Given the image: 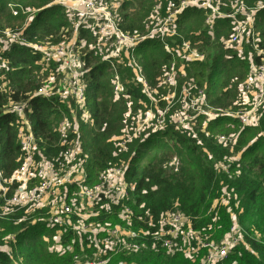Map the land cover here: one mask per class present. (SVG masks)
Wrapping results in <instances>:
<instances>
[{
	"label": "trees",
	"instance_id": "obj_1",
	"mask_svg": "<svg viewBox=\"0 0 264 264\" xmlns=\"http://www.w3.org/2000/svg\"><path fill=\"white\" fill-rule=\"evenodd\" d=\"M53 1L0 0V29L14 28L23 22V17H15L8 10L7 4L12 2L24 8L40 9L26 31L30 41H60L69 34V24L62 5L52 4ZM170 1L176 0H122L118 9L120 27L129 33H144L150 26V16L154 11L159 10L162 14ZM244 1L252 4L256 0ZM224 9L229 10V7ZM202 15L200 10H185L179 21V31L185 38L207 53L203 61L189 65L187 77L179 85H187L188 78H193L192 83L199 87L206 84V99L211 106L223 108L228 105L236 109L248 74L247 63L233 54H229L230 58L224 57L227 52L219 45L218 38L225 33L222 29L227 28L228 23L219 21L218 24L224 27L216 31L211 39L206 34L207 26L203 23ZM258 19L260 31L264 34V10L259 12ZM137 53L148 82L156 85V80L171 61L170 56L158 40H147L138 45ZM40 58V53H31L28 48L0 42V169L6 176L23 161V154L17 144L15 116L3 113L10 102L25 103L31 108L28 118L36 137L32 154L34 162H40L45 157L53 165H58L73 135L71 130L64 135L57 131L61 120L73 123L67 107L57 98H46L35 93L48 74L40 70L37 63ZM84 64L90 67L85 81L86 101L92 122H80L75 138L80 143L82 153H87L85 168L89 183L99 182L101 172L114 165L122 167L123 182L132 186V190L127 187L128 196H124L116 206L110 205L103 209L95 206L91 213L96 214L97 209L101 216L96 214L89 221L104 226L120 224L126 230H135L140 238L137 240L139 250L119 252L109 262L197 264L205 251L186 256L182 246L178 245V250L167 253L159 244L154 245L155 240L146 234L158 231L161 215L177 211L187 218L185 223L190 220L193 230L204 229L206 234L214 236L215 240H208L215 243L226 239L233 222L239 225L241 237L238 244L231 249L226 260L216 264H264V107L259 109L258 125L241 130L236 151L243 150L235 161L223 158L229 148L219 144L216 135H205V132L210 133L215 127L218 128L215 133L229 134L238 121L224 116L209 120L204 132L199 129L190 133L180 132L167 126L162 131L150 133L143 140H133L126 145V150H122L115 145L112 137L119 135L123 128L126 100L119 98L113 101L112 75L104 62L89 54ZM128 91L132 92V110L136 112L138 107L141 108L137 101L143 97L138 90ZM159 105L163 107L164 103L159 100ZM79 115L80 111L76 108L73 114L76 121L80 120ZM251 137V142L247 143ZM62 188L52 204L72 198L73 191L65 192V187ZM131 195L135 200H131ZM223 195L227 196L229 207L236 208L238 217L230 215L227 207L217 210ZM213 201L216 205L212 208ZM122 205L129 207L133 213L124 222L117 216L118 211L123 209ZM134 209L140 211L142 223L135 216ZM41 211L45 212L46 209L28 210V213L19 209L11 215L0 217V247L12 243L14 248L8 254L0 249V264H22L18 259H23L25 264L73 263L67 251L61 253L48 249L50 244L45 239L48 238V232L44 223L31 224V219L42 214ZM22 216L24 220H20ZM80 220V216L71 215L72 222ZM8 235L13 236L14 240L7 239L5 243ZM105 236V233L98 235V242H103ZM73 239L76 253L88 258L94 257L96 251L98 253L95 244L91 243L87 247V240L79 242L76 235L70 237V240ZM68 241L69 238H64L61 244L65 246ZM101 255L100 252L97 256Z\"/></svg>",
	"mask_w": 264,
	"mask_h": 264
},
{
	"label": "built area",
	"instance_id": "obj_2",
	"mask_svg": "<svg viewBox=\"0 0 264 264\" xmlns=\"http://www.w3.org/2000/svg\"><path fill=\"white\" fill-rule=\"evenodd\" d=\"M121 1L54 0L52 4L62 5L64 16L69 24V34L56 43L30 41L27 38L26 31L40 9L24 8L17 3L9 2L7 8L13 16L23 17L22 24L14 28L0 29V42L3 44L15 43L28 48L31 53L41 54L37 63L40 65V70L48 74L35 93L46 98H57L67 107L73 121L69 123L63 119L57 127L61 135L70 130L73 134L61 154V161L66 164V167L34 162L32 154L36 147V137L28 118L31 108L25 103L10 102L8 104L3 113L15 116L18 131L17 144L23 154V161L8 176L0 169V217L11 215L19 209H24L26 212L33 209H46L45 212L41 211L43 216L39 219L44 221L46 229L52 234L51 238L54 240L52 246L58 251L54 250L61 253L67 251L72 256V264H108L110 259L119 252L140 249L137 241L140 238L135 230H126L120 224L112 226L106 224L103 227L89 221L96 214L87 211V208L100 206L103 209L104 203L109 205L107 200L116 206L128 194L125 191L123 195L114 198V194L110 193L117 186V183H111L113 179L118 178L120 183L123 182L122 167L113 165L106 168L100 174L101 180L95 181L96 183H89L88 174L84 170L87 155L82 153L80 143L75 138L79 124L73 116L71 102L80 111V120L91 123L86 101L85 76L90 69L84 64L87 55L97 56L108 66L112 75L110 83L113 101L124 98L126 100L125 116L134 121L130 126L124 125L121 133L112 137L115 145L122 150H125L126 145L133 140H143L150 133L162 131L167 126H172L174 130L180 132H187L184 122L188 102L201 107L202 111L199 110L197 114L202 113L199 115L207 116L208 120L220 116L230 117L237 120L243 127L257 125L260 117L259 109L264 107V34L256 24L259 12L264 10V0H256L252 5L244 0L170 1L162 14L159 10L154 11L150 16V26L144 33H129L120 27L118 9ZM226 7H229V10H225ZM189 9L203 12V23L207 26L206 34L211 39L216 31L224 27L218 22L226 21L228 27L222 29L225 33L218 38L219 45L227 52L224 57L230 58L229 54H233L247 63L248 74L243 90L240 91L241 99L237 102L240 104L236 109L224 110L221 107L211 106L206 99V84L199 87L192 83L193 78H188L187 85H179V81L187 77L186 69L189 65L203 61L207 56L206 51L185 38L179 31L181 16L185 10ZM147 40L160 41L164 51L171 58L156 80L155 88H151L137 53L138 45ZM164 86L167 87L169 94L164 98L158 97L164 103V106L158 110L156 103L151 101L150 91L156 92V89ZM127 88L131 91L138 90L144 98H139L137 101L141 108L138 107L136 110L138 112L136 120L132 114V92H129ZM191 96L195 98L194 103ZM171 111L173 113H170ZM191 118H195V115ZM234 138V135L217 136L218 143L229 149L235 142ZM230 139L231 141L228 142ZM62 187H65V192L73 191L72 198L62 199L57 204H52V200L60 195ZM127 187L132 190L131 185L126 184V189ZM122 207L117 216L123 222L128 221L133 213L129 207L125 205ZM73 214L80 216L81 220L77 223L72 222ZM161 216L158 231L146 234L155 240L154 245L159 244L167 250V253H173L178 250L176 235L181 234V232L178 233L179 226L185 223L187 218L177 211ZM101 233H105L106 236L103 242L99 243L97 236ZM73 235L79 238V242L87 240V247L91 243L95 244L97 247L95 250H98V253L96 251L92 258L76 253L73 245L75 240H70ZM240 237V227L233 222L226 239L220 243L206 239L197 241L195 246L185 249L195 255L205 251L197 264H216L228 258ZM64 238H69L65 246L61 244ZM45 239L48 241L49 237ZM100 252L102 255L97 256Z\"/></svg>",
	"mask_w": 264,
	"mask_h": 264
},
{
	"label": "rangeland",
	"instance_id": "obj_3",
	"mask_svg": "<svg viewBox=\"0 0 264 264\" xmlns=\"http://www.w3.org/2000/svg\"><path fill=\"white\" fill-rule=\"evenodd\" d=\"M253 4V3H252ZM252 4H249V5H252ZM259 19H258V16H257V28L258 29H260L261 27L258 25L259 24ZM145 74V73H144ZM146 76V75H145ZM179 83H180V81H179ZM152 87L151 88H155V85H151ZM178 91V90H177ZM206 92V91H205ZM155 94H157V95H155ZM169 94V92H168V89H167V87H162V88H160V89H156V92H154V91H150V95H151V101H153V103H156L155 104V106H156V108L158 109V110H160L162 107L159 105V99H158V97L159 98H164V97H166L167 95ZM207 96V95H206ZM207 98V97H206ZM191 99H192V101H193V103L195 102L194 100H195V98H192V96H191ZM69 101H71L70 99H69ZM71 108L73 109V110H76V107H75V105H74V103L73 102H71ZM188 109H187V111H185V117H186V119H185V122H184V126H187V132L188 133H190V132H192V131H197V129H199L201 132H204L205 130H206V128H207V124H208V119L206 118L207 116H205V115H199V114H202V113H198L197 114V112L199 111V110H201L202 111V108L201 107H198V106H195L194 104H192L191 102H188V107H187ZM176 109V108H175ZM174 109V110H175ZM205 109L206 110H208V108L207 107H205ZM223 109L224 110H226V109H232V107L231 106H229L228 107V105H227V107L225 106V107H223ZM177 110V109H176ZM233 110V109H232ZM170 113H173V111H171ZM132 114H134V119L136 120L137 118H138V112H136V113H133L132 112ZM198 116H197V115ZM193 115H195V118H191ZM198 118H200V119H198ZM122 127H124V125H127V126H130L132 123H134V121L132 120V119H130V118H127L126 116H125V113H124V116L122 117ZM233 119V118H232ZM124 120H125V122H124ZM80 122H83V121H81V120H79L78 121V124L80 125ZM258 122H259V119H258V121H257V125H258ZM84 123V122H83ZM257 125H254V126H257ZM254 126H249V127H254ZM234 128H232L231 130H230V132H228L229 134H226V133H222V132H219V134L218 133H215L216 132V130L218 129V128H213V131L212 132H205V135L207 136V135H216V136H218V135H234L235 136V138H234V140H235V142L233 143V144H231V149H227L228 151H226V153H225V156L223 157L226 161H235V160H237L238 158H239V156H240V154H241V152H242V150H240V151H236V149H237V141H238V139H239V134H240V132H241V130H243L244 129V127L243 126H241V124H238V123H236V125H234L233 126ZM246 128V127H245ZM68 132V131H67ZM218 134V135H217ZM257 134V133H256ZM188 135V134H187ZM261 135H263V134H261ZM264 136V135H263ZM200 139V138H199ZM142 140V139H141ZM251 140H252V137L247 141V143L248 142H251ZM201 141V140H200ZM231 141V139L230 140H228V142H230ZM126 150V149H125ZM87 154V153H86ZM139 154H141V153H139ZM38 156V155H37ZM222 158V159H223ZM221 159V160H222ZM58 165H60V167L61 168H65L66 167V164H64L61 160H59L58 161ZM86 165H84V170H85V172L88 174V172H87V170H86ZM68 171V170H67ZM227 196H221L220 198H221V200H220V202L221 203H219V206H218V208H217V210H219V208H223V207H227V211L230 213V215L231 214H233L234 215V217H238V213H237V210H236V208L235 207H229V201H228V199L226 198ZM131 200H135V197L133 196V195H131ZM215 205H216V202H212V205H211V207L213 206V207H215ZM98 208L99 209H101L100 208V206H98ZM92 209H95V207H93V208H87V211H91ZM134 212H136L135 213V216L136 217H139V221L142 223V218L139 216L140 215V211L138 210V209H134ZM117 213V212H116ZM96 214H98V216H101V214H99V212H98V210L96 209ZM206 214H208V213H206ZM209 215V214H208ZM237 215V216H236ZM207 216V215H206ZM145 223H146V221H145ZM103 227H105L104 226V224H101ZM147 225V224H146ZM152 229H154V228H152ZM179 231H178V233H180L181 232V234H177L176 236H177V238H176V241H177V244L179 245V247L180 246H182L181 248H183V253L186 255V256H189V255H191V253L189 252V251H187V250H185V248L186 247H193V246H195L196 245V242L197 241H203V240H206V239H213V240H215L212 236H211V234H206L205 232H207L206 230H204V229H198V230H193L192 229V225H191V222H190V220H188V223H183L182 225H180L179 226V229H178ZM213 235V234H212ZM178 241H179V243H178ZM12 244V243H11ZM8 246H9V244H5V246H3V247H0V249H6V248H8ZM14 248L13 247H11V251L10 252H12V250H13ZM56 251H58L56 248H54ZM201 255H203V254H201ZM201 255H200V257H201ZM114 258V257H113ZM18 261L20 262V263H22V264H25V261L23 260V259H18ZM17 261V262H18ZM109 264H114L113 262H109Z\"/></svg>",
	"mask_w": 264,
	"mask_h": 264
},
{
	"label": "crops",
	"instance_id": "obj_4",
	"mask_svg": "<svg viewBox=\"0 0 264 264\" xmlns=\"http://www.w3.org/2000/svg\"><path fill=\"white\" fill-rule=\"evenodd\" d=\"M51 160H47L45 157L42 159V160H40V162L41 163H44V164H52L51 162H50ZM111 183H117V186H116V188L113 190V191H111L110 193H112V194H114V198H117V197H119V196H121V195H123L124 193H125V191H126V184L124 183V182H122V183H120V179H118V178H115V179H113L112 181H111ZM119 184V185H118ZM109 205H112V203H109ZM108 204H106V203H104L103 204V206L106 208L107 206H109ZM43 214V213H42ZM41 213H39L38 214V216L37 217H35L34 219H31V220H33V221H31V224H33V223H37V222H42V223H44V221L43 220H40L39 219V217L42 215ZM14 216H16V215H14ZM25 218H24V216H22L21 217V219L20 220H24ZM37 219V220H36ZM36 220V222H34ZM47 232H48V234H47V236L49 237V240L48 241H46L48 244H50V245H48V249L50 250V251H52L51 250V248L54 250V247L52 246L53 244H54V240L51 238V233L47 230ZM7 239H9V240H14L13 239V236H11V235H8L7 236V238L5 237V243H6V240ZM11 244L8 246V248H6V249H3V251L5 252V253H10V251H11ZM55 251V250H54ZM56 252V251H55Z\"/></svg>",
	"mask_w": 264,
	"mask_h": 264
}]
</instances>
